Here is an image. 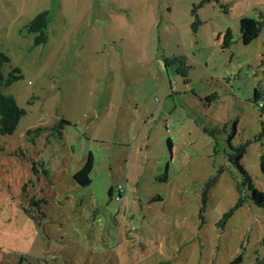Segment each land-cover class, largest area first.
Masks as SVG:
<instances>
[{
  "label": "rangeland",
  "instance_id": "obj_1",
  "mask_svg": "<svg viewBox=\"0 0 264 264\" xmlns=\"http://www.w3.org/2000/svg\"><path fill=\"white\" fill-rule=\"evenodd\" d=\"M245 17L264 0H0V70L23 72L2 91L27 111L0 136V264H264V207L223 218L231 145L264 192V25L245 44ZM61 119L62 138L28 137Z\"/></svg>",
  "mask_w": 264,
  "mask_h": 264
},
{
  "label": "trees",
  "instance_id": "obj_2",
  "mask_svg": "<svg viewBox=\"0 0 264 264\" xmlns=\"http://www.w3.org/2000/svg\"><path fill=\"white\" fill-rule=\"evenodd\" d=\"M205 1V0H204ZM197 22V21H196ZM264 25V21L257 20L255 18H243L240 22V32L241 39L245 44L250 43L252 40L256 39ZM29 27L34 28L38 27L41 29V35L38 42H45L48 39L47 31L45 30L48 27V11H42L39 13L31 22L29 23ZM233 32L231 29H228L224 35V47H228L233 43ZM2 58L6 61H10V58L1 54ZM23 78V72L19 66H13L10 74L6 77L2 71L0 70V136L1 135H9L13 134L17 129L19 121L22 116L26 114V109L21 107L15 97L12 94H6L2 91L3 87H7ZM262 97V90L258 87L255 89L253 102L260 104V99ZM261 109H264V104L262 103ZM69 121L65 119H61L51 126H39L34 129H30L27 132L29 138L34 139L37 136H41L44 132H48L46 138L47 141L51 140V137H63V128L64 124H68ZM169 144L171 141H168ZM249 142L241 143L238 146H232L231 148L233 152L229 154V159L231 163L238 168L240 171V176L232 173L233 177L237 181V190L239 192V198L235 204V206L225 215L223 216L224 220L227 219L228 216L232 214V212L237 208L244 205L246 202L251 201L256 203L258 206L264 207V192L259 190L256 186L253 178L244 168L241 163V160L246 153L247 145ZM262 170L264 172V161L261 163ZM94 168V156L92 153H89L86 161L82 165V167L74 174V179L77 183L81 185H88L91 183V172ZM46 171V170H44ZM165 178L168 177V165L166 166L165 173L163 174ZM216 180H211L205 187L202 201V211L207 204L208 201V192L210 188L215 184ZM122 192H120V197H122ZM39 203V202H38ZM244 254L239 253L232 260H230L227 264H243Z\"/></svg>",
  "mask_w": 264,
  "mask_h": 264
},
{
  "label": "built area",
  "instance_id": "obj_3",
  "mask_svg": "<svg viewBox=\"0 0 264 264\" xmlns=\"http://www.w3.org/2000/svg\"><path fill=\"white\" fill-rule=\"evenodd\" d=\"M260 105H262V103Z\"/></svg>",
  "mask_w": 264,
  "mask_h": 264
}]
</instances>
